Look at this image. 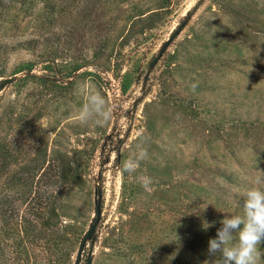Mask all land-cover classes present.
Wrapping results in <instances>:
<instances>
[{
	"label": "rangeland",
	"instance_id": "374dc122",
	"mask_svg": "<svg viewBox=\"0 0 264 264\" xmlns=\"http://www.w3.org/2000/svg\"><path fill=\"white\" fill-rule=\"evenodd\" d=\"M261 168L264 0H0V264H75L99 193L80 264H220Z\"/></svg>",
	"mask_w": 264,
	"mask_h": 264
},
{
	"label": "clouds",
	"instance_id": "9594fccd",
	"mask_svg": "<svg viewBox=\"0 0 264 264\" xmlns=\"http://www.w3.org/2000/svg\"><path fill=\"white\" fill-rule=\"evenodd\" d=\"M195 87V86H193ZM104 98L95 93L89 96L80 112V121L87 123L94 116L97 123L106 122L111 113L104 107ZM147 156L141 149L137 159H128L123 163V170L129 174L136 171L139 161ZM252 187L245 193L243 215H233L221 221L215 238L209 240L208 252L212 256L219 254L220 264H264V169H259L250 181ZM151 179L145 177L142 187L147 189Z\"/></svg>",
	"mask_w": 264,
	"mask_h": 264
},
{
	"label": "water",
	"instance_id": "95a60500",
	"mask_svg": "<svg viewBox=\"0 0 264 264\" xmlns=\"http://www.w3.org/2000/svg\"><path fill=\"white\" fill-rule=\"evenodd\" d=\"M181 26L179 27V29L176 30V32L171 35L163 44V46L161 47L158 55L152 60V62L150 63V67H153L154 65H156V63L159 61V59L162 57L164 51L168 48V46L172 43L173 39L175 38L176 34L180 31ZM100 197H101V193H99V200H97L96 202V217L94 222L91 224L90 228L88 229L86 235L84 236L79 250H78V254H77V259L75 264H80L81 263V259H82V255H83V250H84V246L86 245L87 240H89L91 238V236L93 235L96 226L100 220V216H101V203H100ZM87 264H92V256L89 255L88 259H87Z\"/></svg>",
	"mask_w": 264,
	"mask_h": 264
},
{
	"label": "trees",
	"instance_id": "16d2710c",
	"mask_svg": "<svg viewBox=\"0 0 264 264\" xmlns=\"http://www.w3.org/2000/svg\"><path fill=\"white\" fill-rule=\"evenodd\" d=\"M112 137H113V136H112ZM112 137H111V138H112ZM116 138H117L118 140H120V137H119V135H118ZM119 142H121V140H120Z\"/></svg>",
	"mask_w": 264,
	"mask_h": 264
}]
</instances>
